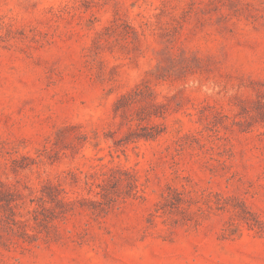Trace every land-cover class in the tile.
Masks as SVG:
<instances>
[{"label":"rangeland","instance_id":"374dc122","mask_svg":"<svg viewBox=\"0 0 264 264\" xmlns=\"http://www.w3.org/2000/svg\"><path fill=\"white\" fill-rule=\"evenodd\" d=\"M0 264H264V0H0Z\"/></svg>","mask_w":264,"mask_h":264}]
</instances>
